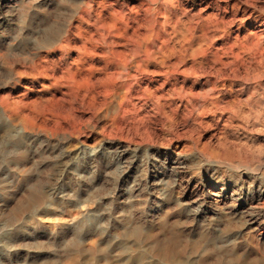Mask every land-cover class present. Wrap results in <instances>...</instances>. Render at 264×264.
I'll return each mask as SVG.
<instances>
[{
	"label": "rangeland",
	"instance_id": "1",
	"mask_svg": "<svg viewBox=\"0 0 264 264\" xmlns=\"http://www.w3.org/2000/svg\"><path fill=\"white\" fill-rule=\"evenodd\" d=\"M81 1L0 0V83L11 85L30 46L11 26L28 13L50 20L59 9H86ZM247 1L252 28L261 32L264 0ZM261 44L238 62L243 113L231 125L224 116L177 144L159 124L145 140L113 129L111 145L79 142L87 150L70 157L67 169H42L36 157L25 165L8 160L0 172V264H69L73 252L77 264H264V126L254 122L264 116ZM237 149L246 157L234 172L245 166V181L226 170Z\"/></svg>",
	"mask_w": 264,
	"mask_h": 264
},
{
	"label": "bare ground",
	"instance_id": "2",
	"mask_svg": "<svg viewBox=\"0 0 264 264\" xmlns=\"http://www.w3.org/2000/svg\"><path fill=\"white\" fill-rule=\"evenodd\" d=\"M83 5L88 9H59L50 20L28 13L10 28L30 46L20 57L21 71L7 81L11 85L0 83V172L15 157L21 165L36 157L42 169L65 168L70 157L87 150L79 142L97 149L111 145L113 129H131L145 140L159 124L166 141L177 144L202 124L225 116L231 125L241 116L238 62L264 40V29L252 28L247 0H86ZM4 53L0 62L6 61ZM258 116L253 121L262 127L264 116ZM25 149L32 151L29 158ZM240 151L226 159L228 176L235 179L247 177L245 166L234 172L246 157ZM68 263H78L75 252Z\"/></svg>",
	"mask_w": 264,
	"mask_h": 264
}]
</instances>
